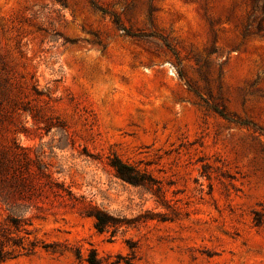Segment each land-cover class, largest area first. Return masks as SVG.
I'll return each mask as SVG.
<instances>
[{
    "label": "rangeland",
    "instance_id": "374dc122",
    "mask_svg": "<svg viewBox=\"0 0 264 264\" xmlns=\"http://www.w3.org/2000/svg\"><path fill=\"white\" fill-rule=\"evenodd\" d=\"M14 143L76 197L155 219L101 233L46 194L35 236L63 253L0 264H89L92 250L102 264H264V0H0V145ZM113 154L170 208L119 179Z\"/></svg>",
    "mask_w": 264,
    "mask_h": 264
},
{
    "label": "trees",
    "instance_id": "16d2710c",
    "mask_svg": "<svg viewBox=\"0 0 264 264\" xmlns=\"http://www.w3.org/2000/svg\"><path fill=\"white\" fill-rule=\"evenodd\" d=\"M120 30L133 37V34L122 29L118 20H115ZM24 112L30 113L36 125L44 119L41 110L32 112L24 108ZM218 111V110H217ZM225 119H230L223 112H219ZM22 133L28 134V128H22ZM31 148L21 147L14 143V147L8 149L0 145V262L14 261L22 257L34 256L39 250L63 253L58 245L47 243L35 236V220L39 216L34 213L38 210L36 200L49 194L57 199L69 201V204L95 222V228L101 232H108L117 227H134L138 220L145 218L153 220L151 216H144L126 220L115 217L113 214L98 206L93 201H87L84 197H76L64 183L54 178L50 165L45 163L41 156L34 159L31 156ZM109 166L116 176L133 186L143 187L153 193L157 203L165 208H170L169 202L163 196L160 183L147 171H143L136 165L122 160L116 154L109 157ZM161 221H168L165 214L157 216ZM131 251L133 247L130 246ZM77 259H82L80 250H76ZM135 257H132V260ZM89 264H102L97 252L92 250L87 258ZM130 264V263H127Z\"/></svg>",
    "mask_w": 264,
    "mask_h": 264
}]
</instances>
